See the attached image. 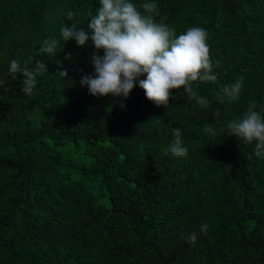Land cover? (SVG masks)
Masks as SVG:
<instances>
[{"label": "trees", "instance_id": "trees-1", "mask_svg": "<svg viewBox=\"0 0 264 264\" xmlns=\"http://www.w3.org/2000/svg\"><path fill=\"white\" fill-rule=\"evenodd\" d=\"M129 2L155 3L176 35L207 31L217 82L192 87L209 107L183 88L166 107L138 84L126 100L89 95L80 80L96 49L60 29L87 31L99 0H0V264H264V158L226 131L251 102L264 108V0ZM49 38L55 53L37 54ZM13 59L47 65L30 96ZM241 76L239 101L219 100ZM172 128L186 157L164 153Z\"/></svg>", "mask_w": 264, "mask_h": 264}, {"label": "clouds", "instance_id": "clouds-1", "mask_svg": "<svg viewBox=\"0 0 264 264\" xmlns=\"http://www.w3.org/2000/svg\"><path fill=\"white\" fill-rule=\"evenodd\" d=\"M74 15L69 11L67 20L72 21ZM158 15L157 5L152 2L142 3L138 8L129 0H99V6L87 24V31L74 23L71 26L64 23L60 29L64 43L74 40L78 46H84L91 40L96 49L91 57L94 74L85 75L80 80L81 86H87L89 95L111 94L126 100L138 84L147 100L154 102L157 107H166L170 90L183 88L189 101L195 100L202 109L209 107V101L192 87V83L197 81L217 82L207 31L201 27H190L186 32L176 35L174 28L155 20ZM59 43L56 38L45 39L37 54H54ZM100 50H103L102 55L99 54ZM65 59H70V54ZM9 70L21 73V91L29 96L37 85V77L48 73L47 65L42 60L25 61L24 67H21L13 59ZM57 73L62 79L68 75L67 70ZM141 76L145 78L140 79ZM243 80L241 76L234 83L222 86L217 93L218 99H226L228 103L238 102ZM120 106L125 107L123 103ZM256 108V102H251L242 118L227 123L226 131L228 136L245 144L255 142L254 155L264 158V108L259 111ZM213 116H219L218 109ZM203 130L215 134L211 124L204 125ZM182 135L181 128H172L173 139L163 149L166 155H188ZM248 158L251 159V156ZM208 229V224L200 225L202 234H207ZM196 240L195 232L186 236L189 244H194Z\"/></svg>", "mask_w": 264, "mask_h": 264}]
</instances>
